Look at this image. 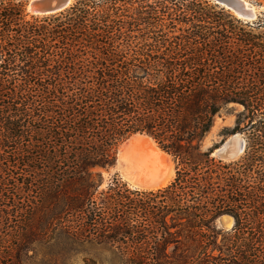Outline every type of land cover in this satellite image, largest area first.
Segmentation results:
<instances>
[{
	"label": "trees",
	"instance_id": "trees-1",
	"mask_svg": "<svg viewBox=\"0 0 264 264\" xmlns=\"http://www.w3.org/2000/svg\"><path fill=\"white\" fill-rule=\"evenodd\" d=\"M248 28L209 0H75L47 16L0 0V264H65L85 244L124 264H264V37ZM230 105L234 127L205 148ZM135 134L174 179L101 189L95 169ZM235 134L244 153L213 156Z\"/></svg>",
	"mask_w": 264,
	"mask_h": 264
},
{
	"label": "rangeland",
	"instance_id": "rangeland-1",
	"mask_svg": "<svg viewBox=\"0 0 264 264\" xmlns=\"http://www.w3.org/2000/svg\"><path fill=\"white\" fill-rule=\"evenodd\" d=\"M24 3L27 10V4L29 0H20ZM210 1V0H209ZM252 5H254L257 14V18L250 22L242 21L244 24L248 25V30L252 31L255 34H262L264 37V0H246ZM212 2V1H211ZM214 3V2H212ZM28 13V11H27ZM233 14V13H232ZM234 15V14H233ZM235 16V15H234ZM242 111V107L230 105L224 108L219 115L216 116L214 126L211 132L208 134L204 141V147L209 148L215 143L221 142L224 139L222 136V131L225 129H232L235 125L237 114ZM230 137L225 139L227 141ZM127 153H125L122 158H120V163L117 165H112L108 167H97L95 172L100 173L104 179V183L101 189H105L113 178V176L118 175L124 182L130 183L125 173L127 172V162L125 160ZM169 162L166 164V172L172 175L171 181L175 177L176 167L175 163L171 156ZM170 168L172 170L170 171ZM168 173V172H167ZM170 181V182H171ZM169 182V183H170ZM130 186V184H129ZM131 187V186H130ZM133 188V187H131ZM217 226L223 230H230L234 225V220L229 216H223L217 220ZM68 242L59 243L61 246ZM60 247L55 245L54 247H42L39 250L40 257L43 255H49L58 251ZM72 257L68 258V262L65 264H124L123 258L121 257L118 250L112 245H95V244H85L82 246H77L73 250Z\"/></svg>",
	"mask_w": 264,
	"mask_h": 264
},
{
	"label": "water",
	"instance_id": "water-1",
	"mask_svg": "<svg viewBox=\"0 0 264 264\" xmlns=\"http://www.w3.org/2000/svg\"><path fill=\"white\" fill-rule=\"evenodd\" d=\"M210 1L230 11L238 19L242 21L250 22L257 18L256 15L251 11L250 6H253V5L247 2L246 0H210ZM74 2L75 0H29L27 4V11L29 14L34 15V16L53 15V14H57V13L67 10ZM138 135L145 137L149 141L155 143L152 137L149 136L148 134L133 135L120 146L119 151L117 153V159H116L115 165H117V163H120L119 153H120L121 147L127 142H129L133 137L138 136ZM245 146H246V142L243 136L239 134H235V135L230 136V138L227 141H225L220 146L219 149L216 150L213 156H216L217 158L221 160H225V161L236 160L244 153ZM126 174L127 172L125 173V176ZM157 179L158 177L156 178V176L155 177L144 176L140 179V181L145 184H153L157 182Z\"/></svg>",
	"mask_w": 264,
	"mask_h": 264
},
{
	"label": "bare ground",
	"instance_id": "bare-ground-1",
	"mask_svg": "<svg viewBox=\"0 0 264 264\" xmlns=\"http://www.w3.org/2000/svg\"><path fill=\"white\" fill-rule=\"evenodd\" d=\"M250 7L251 11L257 16L254 5ZM125 153H127L125 160L128 167L126 177L131 187L142 190H155L167 186L171 181L172 175L169 171L167 173L165 169L170 157L161 151L155 143L138 135L121 147L119 157L122 158ZM171 170L172 168H170ZM144 176H156L158 179L153 184H145L140 181Z\"/></svg>",
	"mask_w": 264,
	"mask_h": 264
}]
</instances>
